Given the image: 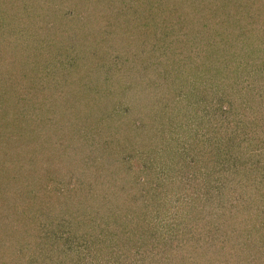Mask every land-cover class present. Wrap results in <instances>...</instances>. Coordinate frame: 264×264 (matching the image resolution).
Masks as SVG:
<instances>
[{"label": "rangeland", "instance_id": "1", "mask_svg": "<svg viewBox=\"0 0 264 264\" xmlns=\"http://www.w3.org/2000/svg\"><path fill=\"white\" fill-rule=\"evenodd\" d=\"M120 2L125 4L117 6L110 17L113 21H109L106 14L112 9L105 4L100 10L93 0H0V226L13 239L20 240V231L28 228L25 213L43 214V223H49L47 214L55 209L56 223L45 225L60 231L55 236L66 238L64 210L69 207L73 212L76 207L70 203L79 204L92 196L93 209L102 208L96 218L105 217V202L119 215L123 214L118 212L120 206L129 204L131 208L135 205L138 215L168 214L174 223L185 216V224L189 222L187 226L193 224L194 228L201 222L204 210L212 214L209 223L219 218L218 213L229 211L224 206L231 205L228 185L232 187L233 182L241 180L251 186L252 174L254 181L264 176V79L258 83L263 71L257 70L254 79L246 80V73L253 67L244 68L246 61L235 57L224 63L222 74L203 71L206 74L200 75L196 83V67L192 66L190 71H183L186 74L182 78L190 75L196 83L193 86L175 81L174 66L143 67L142 59L168 63L179 47L184 50L182 54H189L186 49L190 41L180 40L176 26L170 25L167 39L176 47L172 52L165 37L157 34L159 27L146 18L144 0ZM244 3L252 10L254 22L241 36L231 31L238 43L230 40L229 44L237 47L242 39L248 44L253 39L252 43L262 49L264 0ZM126 6L133 9L124 12ZM207 7L216 12V0L207 2ZM135 11L138 17L132 22L130 16ZM184 12L185 26L179 31L188 35L195 27L190 21L191 10ZM209 17L218 19L216 15ZM102 20L105 22L100 26ZM202 21L201 18L196 26ZM144 24L147 25L141 32L139 28ZM211 34L208 29L201 32L202 41L211 44ZM191 40L194 42V38ZM244 48L254 53L253 46H243L242 52ZM242 52L239 50L237 56ZM184 58L175 60L180 65L190 62ZM235 60L243 67L229 72L232 66L238 67ZM259 60L261 67L264 55ZM64 96L83 98V109L89 110V116L78 117L77 110L62 109ZM181 100L178 117L174 107ZM184 102L190 115L196 109L197 115L207 116L192 120ZM43 115L54 119L55 143L50 142L48 149L32 150L27 123ZM182 149L189 153L188 165L174 161ZM169 156L171 168L160 171ZM124 181L132 184V192L121 188ZM117 190L120 191L116 193ZM7 200L12 205L22 201V208L16 211L4 206ZM110 201L115 205L111 206ZM45 203L48 206L44 211ZM220 204L221 208H213ZM108 226L116 228L110 229V234L117 237L116 223ZM199 228L211 229V225ZM5 239L8 235L2 234L0 243ZM72 243L76 248L94 246L78 237ZM157 244L154 241L151 246ZM62 250L57 249L53 262L48 259L47 264L71 263L72 257ZM92 257L89 259L94 260ZM19 263H23L20 256L13 264Z\"/></svg>", "mask_w": 264, "mask_h": 264}, {"label": "trees", "instance_id": "2", "mask_svg": "<svg viewBox=\"0 0 264 264\" xmlns=\"http://www.w3.org/2000/svg\"><path fill=\"white\" fill-rule=\"evenodd\" d=\"M210 1L215 0H144L143 4L148 13L146 18H150L153 22L152 24L159 27L160 31L156 30L157 34L165 37L164 41L167 42L165 44L170 45L167 39L170 30L169 26L175 25V28H177L176 35L180 40L187 38L188 41H190V48L186 50L190 51L189 54H191V57L189 54H182L184 53V50H181L179 47L177 48L174 59L168 58V63H164L157 59H142V63H144L143 67H160L161 65H163V67L174 66L175 69L173 72L176 71L174 77L176 82L182 80L196 86L197 81L202 77L200 75L206 73L210 75L212 72L217 75L222 74V72H224L222 68L224 63L226 64L230 60L232 61L235 57H240L242 58V61H246L244 68L253 67V71L251 70L246 73V80L249 78L254 79L257 70L258 72L263 71L261 75L259 74L260 77L258 83H260L264 79V63L261 67L258 63L260 62L259 59L263 58L264 46L262 49L258 48L252 43L253 39L249 42L250 44L246 42L243 43L246 39H242L243 42H240L237 47L231 45L233 44L232 42L229 44L230 40L234 43H238V40L233 38L235 36L231 34V31L236 32L235 34L237 37L241 36L243 33H247L245 32L246 26L251 22H254L252 19V10L247 9V7L244 6V0H216V6L218 5V7H216L217 11L214 12L210 7L205 9L206 3ZM93 2L97 4V6H100L98 7L100 10H103V8L106 7L105 4H108L107 7L112 9V11L106 14L109 17V21L111 20L110 17L112 16V13L116 11L117 6L122 3L125 4V2H120V0H93ZM131 6H126L124 12L129 13L133 9ZM250 8L252 7L250 6ZM186 10H191L190 21L193 22L195 27H193L194 30L188 35L179 31L180 27L185 26L184 23L186 19H184V11ZM135 13L136 11L130 16L132 22L138 17V15L135 16ZM207 14L209 16L216 15L218 16V19H208L209 16ZM201 18L203 21L200 26L197 27L196 24ZM219 18H221L220 23L218 22ZM214 20L215 22L212 23ZM103 22H105V20L99 22L100 26ZM146 25L147 24H144L139 30L143 32ZM153 28L155 29V27ZM207 29L211 30V36H214V40L211 44L208 41H202L200 36V33H204ZM251 31L252 29L248 30V32ZM184 32L186 33V31ZM251 36L253 37V35ZM255 36L257 37L256 34ZM191 38H194V42H192ZM195 40H199V42ZM224 45L225 48H223ZM243 46H253L254 53H252V51H245V48L244 52H242ZM204 47L208 48V50L210 48L211 51H203L202 48ZM175 50V45L171 46V51L174 52ZM239 50L242 53L237 56ZM160 53L163 54L164 52L160 51ZM179 53L180 55L177 56ZM176 57H185L184 59H187L190 62H185L181 65L177 64V60H175ZM236 62L238 67L232 66L229 72L235 73L236 68L239 69V67H243L240 66L241 62ZM165 64H167V66ZM99 65L96 64V67H99ZM106 66L107 65L104 67ZM192 66L194 68L196 67V83L191 81L190 75L182 78V76L186 74H184L183 71H190ZM197 67H206V69L199 70ZM203 71L206 73H202ZM197 72L199 73L197 74ZM226 78H228L227 75ZM252 88H254V85H252ZM262 90H264V86ZM155 95H158V93ZM155 95H153V97ZM161 96L163 95L161 94L160 97ZM177 97L178 100L180 97L178 95ZM77 101H80V103ZM83 101L84 99L81 97L74 99L64 96L61 100V108L69 107L75 109L77 110V116H83L84 114L86 118L89 116L87 112L89 110H87V108L83 109ZM180 103H182V100L174 107L178 117L181 114L182 108V104ZM187 111L192 120H196L197 118L202 120L201 117L207 116L206 114L202 115L200 113L197 115L196 109H193L190 115L188 106L185 112ZM206 112L207 109L205 110V113ZM60 114H63V111H61ZM51 121H54L52 117H46L43 115L32 119L31 122L29 121L27 123L30 149L44 150L50 148L51 143H55L56 138H54V130L52 128L53 122ZM67 121L70 120L67 119ZM56 124L58 125V123ZM47 138L50 139L48 142ZM168 160L167 163L161 164L160 171H168L171 168L172 157L170 158L169 156ZM175 160L176 162L182 161L183 164L188 165L189 153H187V150L184 152L182 149L174 161ZM259 177H262L261 181L255 179V181H258L255 182L252 174L251 182L253 184H251V186L241 180L233 182L232 187L228 185L230 191L229 196H232L231 205L229 206L226 204L224 206H226L225 208L227 209L230 208L229 211L224 210L223 212L218 213L216 216L219 218L209 223L212 214L209 215L204 210L203 218L201 219V222L199 221L201 224L197 222L194 228H191L193 224L187 226L189 222L187 225L185 224L184 221L185 218H187L185 216L182 221L177 220V222L174 223L175 220L172 221L171 215L168 216V214L163 215V217H161L159 213L150 216L146 215V213L138 215L134 211L135 205L131 208L129 204H127L125 208L123 205L120 206L118 212H123V214L119 215V213L116 214V208L113 210V208H110V205H107L108 202H105L103 203L105 205L103 215H105L106 218H96V216H98L97 213L102 208L96 210L93 209L94 206H92V201H94V196L90 199H84L79 204L70 203V205L76 207L73 212L69 207L64 210V230L68 231V233H65L67 236L66 238L59 235L55 236L56 233L60 231L55 228L48 229V226L45 225L49 224V226H51V222L56 223L54 220L56 209L52 211L51 214H47V217H49L51 221L49 223H43V214L38 215V213H35L34 215H29L25 213L28 217L25 226L28 228H26L25 231H20V240L13 239L9 234L10 232L5 231L4 227L0 226V236L2 234L8 235V239H5L4 243H0L2 245H0V259H2L1 261L3 264H13L17 262V259H19L20 256V259L23 258V263L19 264H47L48 259L50 262H53L54 252L57 249L62 248L66 251L67 256L72 257L71 263L67 264H264V180H262L264 179V176L259 175ZM123 183L124 185L121 187L123 190L125 188H130L128 192L134 190L131 186L132 184L129 182L124 181ZM118 191L120 190H117L116 193H118ZM143 193L146 194L145 192ZM124 198L127 197L124 196ZM89 201H91V204H88ZM21 202L22 201H19L12 205L9 200H7L4 206L13 207V209L17 211L18 207L21 206L22 208L23 204ZM112 205H115V202H111V206ZM222 205L220 204V206H214L213 208L219 209ZM47 206L48 205L45 203L42 209L45 211ZM1 214L2 211L0 212V221L2 218ZM31 220H33L32 224ZM110 222L116 223V227L119 230V232L117 230L116 233L117 237L110 234V229H116L113 226L112 228L108 226ZM59 224L61 225L62 222H59ZM202 224L211 225V229L199 228L200 225L204 226ZM166 228L168 230H166ZM103 231L108 233H104ZM192 231L194 233H192ZM121 232L125 233L122 234ZM161 233H163V235H161L162 237L159 236ZM74 237L82 239L84 243H92L94 246L80 245L77 246V248L73 247L72 240ZM154 241L158 242L157 247L151 246ZM18 244H20V247H18ZM26 247L29 249L24 250ZM92 249H94V251ZM63 250L62 252H64ZM73 253L74 255H72ZM92 255L94 257H92ZM90 257L94 260L89 259ZM152 257H155L156 259H152ZM102 258L105 261H103Z\"/></svg>", "mask_w": 264, "mask_h": 264}]
</instances>
